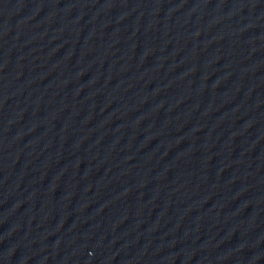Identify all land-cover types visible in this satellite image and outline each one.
<instances>
[{
    "label": "water",
    "instance_id": "1",
    "mask_svg": "<svg viewBox=\"0 0 264 264\" xmlns=\"http://www.w3.org/2000/svg\"><path fill=\"white\" fill-rule=\"evenodd\" d=\"M0 264H264V0H0Z\"/></svg>",
    "mask_w": 264,
    "mask_h": 264
}]
</instances>
